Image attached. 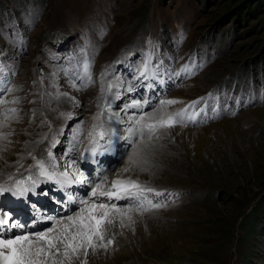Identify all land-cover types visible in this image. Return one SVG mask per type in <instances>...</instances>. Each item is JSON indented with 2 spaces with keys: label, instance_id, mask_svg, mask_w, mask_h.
Returning a JSON list of instances; mask_svg holds the SVG:
<instances>
[{
  "label": "rangeland",
  "instance_id": "rangeland-1",
  "mask_svg": "<svg viewBox=\"0 0 264 264\" xmlns=\"http://www.w3.org/2000/svg\"><path fill=\"white\" fill-rule=\"evenodd\" d=\"M239 5L244 11L235 15ZM82 37L94 58L83 88L77 71L85 64L78 53ZM0 55L7 72L0 86L10 89L1 90L6 103L0 107L16 109L15 119L0 115V132L11 133L0 139V185L38 172L22 205L41 196L42 186H53L38 161L49 172L54 163L57 175L83 176L69 165L101 130L106 134L95 143L106 152L103 163L115 157L99 180L107 177L105 190L113 180L133 179L164 194L145 193L166 207L133 212L135 222L125 220L124 228L117 217L108 230L114 245L90 253L87 264H264V0H0ZM37 61L46 64L43 82ZM145 63L165 67L148 70L157 84L146 89L142 112L159 114L160 101L176 100L163 112L185 113L184 125L161 129L151 140L129 136L130 117L142 113L125 109L134 99L144 101L141 88L148 84L137 71ZM116 80L121 88L112 98L108 85ZM96 124L103 128L94 131ZM75 186L85 184L66 187ZM42 195L55 210L45 214L48 207L40 205L36 214L42 215L27 221L45 224L32 232L54 227L47 217L75 215L80 207L56 214L64 203ZM10 196H0V204L15 207ZM254 214V231L245 237Z\"/></svg>",
  "mask_w": 264,
  "mask_h": 264
},
{
  "label": "snow or ice",
  "instance_id": "snow-or-ice-1",
  "mask_svg": "<svg viewBox=\"0 0 264 264\" xmlns=\"http://www.w3.org/2000/svg\"><path fill=\"white\" fill-rule=\"evenodd\" d=\"M89 63L84 64L85 78L91 81ZM188 71V69H184ZM140 76L148 79V64L145 63L143 69L140 70ZM155 78V77H153ZM87 85H82L86 87ZM119 85H117L118 87ZM112 84L108 85V90H111ZM147 87H153L148 84ZM8 91L7 87L4 89ZM131 90V86H130ZM63 95L67 96V93ZM115 96L118 98L119 93ZM78 106V101L74 97L71 98ZM6 103L0 99V104ZM18 103V100L12 101ZM149 101L145 99L143 103L140 100H133L131 104L125 105V109L132 108L139 110L142 114L138 117L133 115L132 127L128 129L130 137H139L143 140L145 137L151 140L156 133L161 129H170L177 124L184 125V110L174 114H165L163 109L168 105L176 104V100L160 101V113H143L142 110L147 106ZM196 103V102H194ZM239 103V102H237ZM110 107V105H109ZM108 111L105 108L98 112L94 117L99 121L104 112ZM10 114V115H9ZM61 115H65L61 113ZM67 118H71L72 114L67 113ZM16 118V109H8L5 113V120ZM111 118V117H109ZM191 119V118H189ZM5 125L0 124V127ZM103 128L102 124L93 125V130ZM106 134L105 130L96 132V136L103 139ZM115 133H110L114 135ZM11 133L0 132V139L7 140ZM93 136V133H89ZM93 138V144H95ZM139 146L134 148L133 155L129 157V162L135 164L136 156L139 155ZM92 156L97 155L95 147L89 149ZM51 156V153H49ZM40 175L50 180H56L62 187L65 185L89 184L91 185L90 193L85 194L86 198H74L72 195L67 196V203H78L79 209L75 211V215L67 217L55 218L47 217L53 223L54 227H49L45 230L28 232L24 229L34 227L37 221L34 219L29 224L20 221L19 218H14V213L11 209H6L3 204H0V264H87V258L90 253L99 251H108L110 246L114 245L115 235H108V230L114 227L119 218L121 228L126 227L125 220L129 224L134 223L132 213L136 212L143 214L147 211L166 207L160 202L153 203L145 193H153L155 196H163L162 192H158L153 188L141 185L133 179L113 180L111 186L105 190L107 177L104 176L99 183L88 180L86 177H72L68 171L56 174L55 164L51 161L49 166L52 172H49L44 166V162L38 161ZM74 163V162H73ZM72 165L70 164L69 167ZM124 171H129L125 168ZM36 187V182L32 181L29 186H25V182L16 181L13 186L0 185V196L5 193H11L17 198H22L28 195ZM125 200L129 203L120 206L115 201ZM35 208V205H32ZM19 230V231H13ZM11 233V235H5Z\"/></svg>",
  "mask_w": 264,
  "mask_h": 264
},
{
  "label": "bare ground",
  "instance_id": "bare-ground-1",
  "mask_svg": "<svg viewBox=\"0 0 264 264\" xmlns=\"http://www.w3.org/2000/svg\"><path fill=\"white\" fill-rule=\"evenodd\" d=\"M122 62H125V61H122ZM114 69V68H113ZM114 87V94L112 93V98L115 96V92L116 91H118L120 88H121V84L120 83H118V80H116V81H113V84H112ZM117 85H119L118 87H117ZM112 91H113V89H112ZM114 100V99H113ZM114 102H118V101H114ZM114 102H111L112 103V105L114 104ZM64 146V145H63ZM62 146V147H63ZM99 147H100V145H99ZM14 150V148H12L10 151H8L7 152V154L6 155H8L10 152H12ZM81 150V148L79 149V151ZM5 151V150H4ZM106 153V152H105ZM0 154L2 155V157H4L3 156V154H2V151L0 150ZM19 155H21V153H19ZM25 156H27V155H25ZM2 157H0V160H2L3 158ZM105 157V156H104ZM109 159H113V158H109ZM19 160V163H20V159H18ZM103 160V159H102ZM6 161L9 163V159L7 158L6 159ZM24 161H25V159H24ZM23 162V161H22ZM20 174V173H19ZM83 176H85V175H83ZM52 183H53V185H54V182L53 181H51ZM67 186V185H66ZM13 197L16 199L17 197H15V196H10V197H8V198H10V200H12L13 199ZM22 200V199H21ZM22 201H24V200H22ZM28 202V201H27ZM13 204H15V205H17V207L16 208H18V207H20V206H22V203H20V201H16V203L15 202H13ZM6 209H9V206H7V205H3ZM22 210H24L23 208H21ZM15 211H17V209H15ZM24 213H22L21 211H20V213L18 214V216H17V218H19L20 219V221L21 222H23L24 223V221H23V219L21 218V216L23 215ZM23 217H24V215H23ZM26 218V217H25Z\"/></svg>",
  "mask_w": 264,
  "mask_h": 264
},
{
  "label": "trees",
  "instance_id": "trees-1",
  "mask_svg": "<svg viewBox=\"0 0 264 264\" xmlns=\"http://www.w3.org/2000/svg\"><path fill=\"white\" fill-rule=\"evenodd\" d=\"M244 8H245L244 6L239 5V6H236L234 9H232L231 12H233L235 15H237V14L241 13L242 11H244ZM255 217H256V214H254L252 216L250 222H247L248 225L243 223L244 225H246L245 226V228H246L245 237L250 235L254 231V229H253V221L252 220H254ZM242 222H244V221H242Z\"/></svg>",
  "mask_w": 264,
  "mask_h": 264
}]
</instances>
